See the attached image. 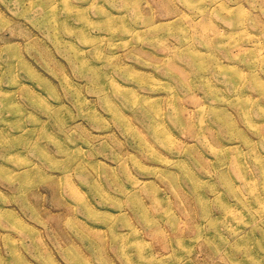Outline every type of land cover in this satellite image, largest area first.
Wrapping results in <instances>:
<instances>
[{
    "label": "rangeland",
    "instance_id": "374dc122",
    "mask_svg": "<svg viewBox=\"0 0 264 264\" xmlns=\"http://www.w3.org/2000/svg\"><path fill=\"white\" fill-rule=\"evenodd\" d=\"M51 263L264 264V0H0V264Z\"/></svg>",
    "mask_w": 264,
    "mask_h": 264
},
{
    "label": "bare ground",
    "instance_id": "6f19581e",
    "mask_svg": "<svg viewBox=\"0 0 264 264\" xmlns=\"http://www.w3.org/2000/svg\"><path fill=\"white\" fill-rule=\"evenodd\" d=\"M218 67H219V69L223 70L225 66L218 65ZM117 92H118L119 94H124V93H122L121 91H117ZM139 102H140V101H138V99H134V101H133V103H135V104H137V105H139ZM115 109H116V108H115ZM116 110H118V109H116ZM138 110H139L140 112H142L143 114H145V115H144V116H145V119H148L149 114L145 113L146 110L144 109V106H143L142 104L139 105ZM51 264H52V263H51Z\"/></svg>",
    "mask_w": 264,
    "mask_h": 264
}]
</instances>
